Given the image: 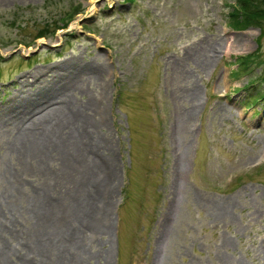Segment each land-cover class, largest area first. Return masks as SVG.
Instances as JSON below:
<instances>
[{
    "label": "rangeland",
    "instance_id": "rangeland-1",
    "mask_svg": "<svg viewBox=\"0 0 264 264\" xmlns=\"http://www.w3.org/2000/svg\"><path fill=\"white\" fill-rule=\"evenodd\" d=\"M239 4L0 0V107L31 90L36 70L49 80L62 63L98 67L70 92L76 107L100 109L106 145L87 197L96 205L79 222L92 221L82 264H155L158 246L159 264H264V15L261 27L237 26ZM6 147L0 173L20 167ZM20 173L23 194L42 179ZM216 200L229 203L220 215ZM21 216L16 229L31 223Z\"/></svg>",
    "mask_w": 264,
    "mask_h": 264
},
{
    "label": "bare ground",
    "instance_id": "bare-ground-1",
    "mask_svg": "<svg viewBox=\"0 0 264 264\" xmlns=\"http://www.w3.org/2000/svg\"><path fill=\"white\" fill-rule=\"evenodd\" d=\"M88 66L89 73L78 65L72 69L65 63L56 65L49 80L40 77L42 69L36 70L28 74L33 78L31 90L20 89L23 92L20 98L0 107V141L7 142L6 149L16 155L20 164L14 171L4 168L0 173V187L6 182L13 186L11 192L0 194V230H12V236L19 238L17 242L21 244L16 249L9 238L0 240V264H74L78 259L82 264L92 258L91 254L86 256L85 250L90 236L93 237H88L85 229L92 221H82L84 226L79 222L84 219L81 213L88 215L96 205L87 197L98 195L100 173L104 171L97 169L104 166L101 153L105 152V140L95 134L104 118L100 109L90 113L86 105L76 107L70 95L82 87L89 75L98 73V67ZM56 159L61 164L53 168L52 161ZM20 170L42 177L26 194L19 190L25 183ZM23 196L28 203L20 206L18 201ZM100 196H104L103 192ZM228 204L226 200H216L217 214L226 211ZM25 213L31 223L25 229H16L14 222ZM163 220L172 224L173 219L166 215ZM160 257L158 246L155 264H159Z\"/></svg>",
    "mask_w": 264,
    "mask_h": 264
},
{
    "label": "trees",
    "instance_id": "trees-1",
    "mask_svg": "<svg viewBox=\"0 0 264 264\" xmlns=\"http://www.w3.org/2000/svg\"><path fill=\"white\" fill-rule=\"evenodd\" d=\"M263 5H264V0H240L239 8L237 10L232 11V13L235 15L236 13L239 12V15L241 16L239 20H234V23L237 22V26H248V25H256L261 27L262 21L261 18L264 15V10H263ZM74 11H72L67 18L72 16ZM66 18V20H68ZM235 19H237V16H235ZM68 22V21H67ZM67 22H63L62 26H65ZM54 26L56 28L57 26ZM46 34V28L45 29H40L38 34L35 36V38H38L40 36H43ZM252 56V55H251ZM246 56L243 59L242 65L247 66L248 60L250 58V63L253 62L252 59L255 57ZM259 94V91L257 92Z\"/></svg>",
    "mask_w": 264,
    "mask_h": 264
}]
</instances>
